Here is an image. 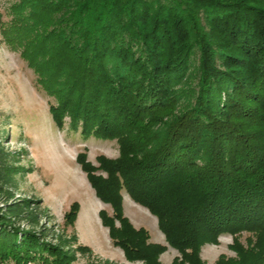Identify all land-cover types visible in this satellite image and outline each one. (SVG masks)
I'll return each instance as SVG.
<instances>
[{"label": "trees", "instance_id": "1", "mask_svg": "<svg viewBox=\"0 0 264 264\" xmlns=\"http://www.w3.org/2000/svg\"><path fill=\"white\" fill-rule=\"evenodd\" d=\"M8 9L2 38L54 98L58 128L68 118L83 138L118 144L115 158L99 154L95 165L84 148L75 161L111 207L98 216L127 260L164 264L167 246L132 225L122 190L177 250L169 264H208L202 245L225 233L235 255L213 264H264V0H17ZM15 168L0 141V264H71L75 234L55 233L40 200L13 194ZM79 207L70 204L64 226Z\"/></svg>", "mask_w": 264, "mask_h": 264}, {"label": "rangeland", "instance_id": "2", "mask_svg": "<svg viewBox=\"0 0 264 264\" xmlns=\"http://www.w3.org/2000/svg\"><path fill=\"white\" fill-rule=\"evenodd\" d=\"M14 1L17 0H0V22L9 21L8 7ZM50 103H55L54 98L37 82V75L20 55L19 49L5 43L0 33V141L10 156L11 165L16 166L17 172L12 174L13 194L40 200L41 222L52 227L55 233L63 234L66 239L75 234L77 240L70 239V249L74 253L71 264H87L89 261L144 264L127 260L122 249L108 240V232L99 226L96 217L101 208L111 214V207L95 196L85 173L75 161L77 152L84 148L88 160L95 165L99 154L115 158L118 155L116 140L94 136L83 138L79 129L69 127L68 118L59 129L48 110ZM121 193L124 215L135 228L148 230L150 242L167 246L159 260L169 264L178 252L167 245L156 217L135 203L124 190ZM73 202L80 206L76 220L73 227L64 226V213ZM247 235L246 232L240 235L244 244ZM47 240L55 241L51 237ZM231 242V235L225 233L218 237V243H205L201 247V259L213 264L220 254L234 256L229 247ZM77 245H86L91 252L78 251Z\"/></svg>", "mask_w": 264, "mask_h": 264}, {"label": "crops", "instance_id": "3", "mask_svg": "<svg viewBox=\"0 0 264 264\" xmlns=\"http://www.w3.org/2000/svg\"><path fill=\"white\" fill-rule=\"evenodd\" d=\"M97 210H98V209H96V210L94 211V213H96ZM98 211H99V210H98ZM96 220L99 222V226H101L102 228H105V229H106L105 232H108V231H107V228L104 227V226L101 224L98 214H97ZM108 240H110V239H109V236H108Z\"/></svg>", "mask_w": 264, "mask_h": 264}]
</instances>
